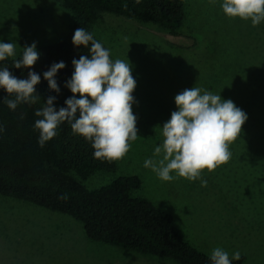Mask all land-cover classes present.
I'll use <instances>...</instances> for the list:
<instances>
[{
    "label": "rangeland",
    "instance_id": "obj_1",
    "mask_svg": "<svg viewBox=\"0 0 264 264\" xmlns=\"http://www.w3.org/2000/svg\"><path fill=\"white\" fill-rule=\"evenodd\" d=\"M222 3L185 0L187 15L180 33L192 42L185 50L176 44L187 45V40L169 41L171 37L155 24L109 13L98 20L94 35L106 45L111 59L132 65L138 137L128 153L115 160V172H97L84 185L92 190L120 177L139 176L142 187L133 196L171 214L179 233L200 252L210 256L221 247L231 261L237 260L233 256L239 252L246 258L244 264H264V136H257L264 133V123L252 127L248 150L238 152L245 158L262 157L252 159L251 169L244 160L238 163V172L232 173L242 182L237 192L220 185L222 165L211 172L205 169L195 181L175 172L173 180L164 181L144 167L146 159L162 158L163 152L155 154L163 141L162 126L178 110L175 96L185 89L196 86L216 94L223 90L226 95L227 86L211 90L214 77L229 83L232 78L248 81L249 76L254 86L244 95L254 94L255 113L264 110V82L260 81L264 80V21L254 27L250 19L229 18ZM73 23V14L57 0H0V42L16 45L15 55L6 60L21 56L23 47L34 42L38 48L62 41ZM230 163L237 162L230 159L223 165L231 167ZM0 264L177 263L94 242L82 224L68 215L0 196Z\"/></svg>",
    "mask_w": 264,
    "mask_h": 264
},
{
    "label": "trees",
    "instance_id": "obj_2",
    "mask_svg": "<svg viewBox=\"0 0 264 264\" xmlns=\"http://www.w3.org/2000/svg\"><path fill=\"white\" fill-rule=\"evenodd\" d=\"M57 2L74 17L73 26L67 36L62 41L38 47L40 58L30 69L14 68V61L22 59V55L0 61V69L8 67L18 78H28L30 71L41 76V82L36 86L40 99L35 104L21 103L14 111L3 102L9 94L0 88V196L68 215L82 224L86 236L94 242L144 256L172 260L177 264H211L210 256L200 252L179 233L171 214L157 208L146 198L133 196L142 187L139 176L120 177L106 186L89 190L84 182L97 172H115L116 161L96 159L92 143L74 134L67 121L60 124L57 135L46 142L44 147H40L38 143L39 131L35 128V121L41 118L35 112L45 106L49 96L56 97L54 106L57 110L67 107L65 101L73 93L65 84L74 72L73 59L78 60L81 55L91 58L87 48L73 44L76 29L85 28L100 42L93 30L102 15L109 13L160 26L171 37L169 41L177 38L187 40V45L176 44L179 49L185 50L192 44L189 38L180 33L187 15L185 0ZM100 43L108 50L105 44ZM168 45L171 46L169 43ZM90 46L91 44L89 48ZM61 61L66 67L55 77L60 88L57 93L50 90L43 73L53 63ZM214 78L216 79L210 87L211 90L212 87L216 90L218 86H227L230 91L224 95L223 90H218V95L224 100L231 99L248 116L243 125L246 130L229 145L230 152H233L231 161L237 163H230L231 167H222L223 180L220 185L229 188L227 191L233 193L237 192L238 184L242 183L232 175L238 172L236 165L244 160L248 169H251L252 161L262 157L247 155L249 158H245L244 154L238 152L248 150L246 147L249 145V137H254L252 127L264 123V110L255 113L254 94L244 95L249 94L254 86L249 76L248 81L232 78L229 83L222 82L218 76ZM260 81L264 82L262 78ZM261 89L263 93L264 86ZM133 96L135 98L134 93ZM10 98L14 99V96ZM257 136H264V133ZM237 146L240 149H236ZM64 194L66 198L61 199ZM244 261L245 257H240L232 261V264H244Z\"/></svg>",
    "mask_w": 264,
    "mask_h": 264
},
{
    "label": "clouds",
    "instance_id": "obj_3",
    "mask_svg": "<svg viewBox=\"0 0 264 264\" xmlns=\"http://www.w3.org/2000/svg\"><path fill=\"white\" fill-rule=\"evenodd\" d=\"M221 7L229 18L250 19L254 27L264 21V0H223ZM73 44L87 48L91 58L81 55L72 61L74 72L65 87L73 96L66 99L67 107L57 110L56 97L49 96L45 106L36 110L35 115L41 117L35 121L38 143L44 147L57 135L60 124L67 121L74 134L92 143L96 159H122L138 137L137 117L133 113L137 81L132 65L122 59L113 61L110 51L83 27L75 30ZM15 49L12 42H0V61L14 56ZM39 58L36 43L26 45L22 59L14 61V68L30 69ZM65 67L63 61L53 63L43 73L50 90L60 92L55 77ZM40 82L41 76L35 71L21 79L8 67L0 69V88L9 94L3 102L13 111L21 103L35 104L40 99L36 93ZM175 103L178 110L163 124V141L155 148V154L163 152V156L158 161L146 159L144 167L151 168L164 181L173 180V172L195 181L205 169L214 171L231 159L229 145L242 133L248 116L231 99L224 100L220 94L196 86L178 93ZM201 184L206 186L207 181L202 180ZM60 198H66V194ZM233 259H240V253L236 252ZM210 260L211 264H232L229 253L221 247L212 250Z\"/></svg>",
    "mask_w": 264,
    "mask_h": 264
},
{
    "label": "crops",
    "instance_id": "obj_4",
    "mask_svg": "<svg viewBox=\"0 0 264 264\" xmlns=\"http://www.w3.org/2000/svg\"><path fill=\"white\" fill-rule=\"evenodd\" d=\"M236 166H237V165H236ZM236 166H235V167H236ZM222 167H227V166H226V165H222ZM245 259H246V258H245ZM244 262H245V261H244Z\"/></svg>",
    "mask_w": 264,
    "mask_h": 264
}]
</instances>
